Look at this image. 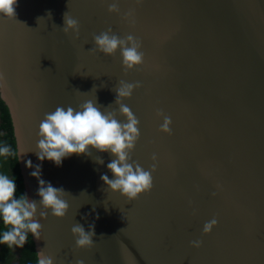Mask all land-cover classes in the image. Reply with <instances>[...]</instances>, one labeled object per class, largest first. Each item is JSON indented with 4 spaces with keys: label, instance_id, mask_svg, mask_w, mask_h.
Returning a JSON list of instances; mask_svg holds the SVG:
<instances>
[{
    "label": "water",
    "instance_id": "95a60500",
    "mask_svg": "<svg viewBox=\"0 0 264 264\" xmlns=\"http://www.w3.org/2000/svg\"><path fill=\"white\" fill-rule=\"evenodd\" d=\"M108 2L17 0L15 19H0V100L29 199L37 181L24 160L38 163L44 114L89 99L114 109L118 82H140L123 103L139 121L130 156L151 170L150 190L133 201L109 192L107 152L42 162L68 211L41 221L35 253L54 264H264V0H118L113 13ZM64 13L77 36L63 33ZM107 28L140 40L142 65L125 71L118 51H88ZM157 110L170 117L168 133ZM74 223L94 225L90 249L75 248Z\"/></svg>",
    "mask_w": 264,
    "mask_h": 264
},
{
    "label": "clouds",
    "instance_id": "9594fccd",
    "mask_svg": "<svg viewBox=\"0 0 264 264\" xmlns=\"http://www.w3.org/2000/svg\"><path fill=\"white\" fill-rule=\"evenodd\" d=\"M17 0H0V19H15ZM118 0H111L107 4L109 13L117 12ZM130 17L131 13H126ZM62 31L78 35V22L64 13ZM92 47L89 52H99L111 57L119 52L121 66L125 71L133 70L144 62L140 40L132 35H118L111 28H107L92 36ZM2 79V76H0ZM102 86V85H101ZM95 87V86H94ZM140 87V82H126L120 80L115 87L114 109L101 110L93 100H85L75 108L71 105H57L44 114L39 122L35 143V155L38 163L25 159L29 175L36 179V196L29 199L24 193H18L15 177L0 170V246L7 248H22L28 241L29 235L34 240L41 238V221L48 216L63 219L68 211L65 200V190L54 187L50 182L41 178V163L50 161L55 166L61 165L62 159L76 154L88 156L93 150L98 153L107 152L112 158L106 168L111 176L101 173L100 180L109 192L119 194L127 201H133L152 186L151 170L143 168L131 159V152L139 138V121L130 108L123 103L133 91ZM157 116L161 123L159 130L163 133L170 131V117L159 110ZM10 145L0 143V158L17 156ZM153 160L156 157L153 155ZM96 163H103L97 156ZM155 164L152 165V169ZM217 223L213 217L204 222L201 231L210 232ZM70 233L77 250H87L93 246L94 225L89 224L87 230L80 223H74ZM194 248L201 245L199 239L189 242ZM34 264H54L53 258L43 251H37ZM75 264H84L76 259Z\"/></svg>",
    "mask_w": 264,
    "mask_h": 264
},
{
    "label": "trees",
    "instance_id": "16d2710c",
    "mask_svg": "<svg viewBox=\"0 0 264 264\" xmlns=\"http://www.w3.org/2000/svg\"><path fill=\"white\" fill-rule=\"evenodd\" d=\"M0 143L10 145L16 151L15 140L13 137V129L8 109L0 100ZM17 152V151H16ZM0 166L3 171L11 173L15 177V186L18 193H24V186L19 170L17 156H9L7 158H0ZM0 246V258L3 260L8 259V264H34L35 249L32 238L29 235L28 241L22 248H15L17 258H15L11 250ZM10 251V252H9Z\"/></svg>",
    "mask_w": 264,
    "mask_h": 264
},
{
    "label": "rangeland",
    "instance_id": "374dc122",
    "mask_svg": "<svg viewBox=\"0 0 264 264\" xmlns=\"http://www.w3.org/2000/svg\"><path fill=\"white\" fill-rule=\"evenodd\" d=\"M10 251H11L12 255H13L15 258H17V252H16L15 247H13ZM10 251H9V252H10ZM0 264H8V259L6 258V260H3V259L0 258Z\"/></svg>",
    "mask_w": 264,
    "mask_h": 264
},
{
    "label": "crops",
    "instance_id": "0c3cea01",
    "mask_svg": "<svg viewBox=\"0 0 264 264\" xmlns=\"http://www.w3.org/2000/svg\"><path fill=\"white\" fill-rule=\"evenodd\" d=\"M0 170H2L1 166H0Z\"/></svg>",
    "mask_w": 264,
    "mask_h": 264
}]
</instances>
